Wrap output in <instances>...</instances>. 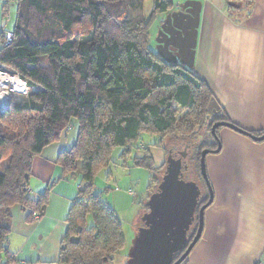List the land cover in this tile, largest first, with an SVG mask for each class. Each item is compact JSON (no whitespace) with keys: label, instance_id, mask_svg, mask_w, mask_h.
I'll list each match as a JSON object with an SVG mask.
<instances>
[{"label":"trees","instance_id":"1","mask_svg":"<svg viewBox=\"0 0 264 264\" xmlns=\"http://www.w3.org/2000/svg\"><path fill=\"white\" fill-rule=\"evenodd\" d=\"M11 1L17 6L13 40L5 45L7 32L0 34V69L18 74L33 91L24 101L13 95L9 110L0 114V161L7 162L0 171V264L16 262L7 243L12 209L20 206L30 223L42 218L49 204L53 187L36 199L31 194L33 160L71 129L77 140L55 163L59 180L79 173L82 186L71 200L69 230L53 264L112 262L126 245L123 226L99 201L95 179L110 166L113 151L122 149V167L131 161L136 167L153 168L152 156H138L140 149H135L143 135L187 145L203 135L205 142L194 147L193 166L187 165L190 178L196 175L203 182L202 153L222 145L219 128L211 132V127L216 121L230 122L229 117L222 109L211 118L210 87L151 47L150 28L158 16L173 10L174 0H153L149 16L145 0H3L5 17ZM225 1L229 15L243 10H248L247 18L252 14L254 0ZM252 134L262 136L264 129ZM203 186L200 207L212 194ZM74 216L85 217L83 227L88 216L94 224L76 236L72 230L80 229L74 227ZM185 251L176 253L174 262ZM190 254L182 264H189Z\"/></svg>","mask_w":264,"mask_h":264},{"label":"crops","instance_id":"2","mask_svg":"<svg viewBox=\"0 0 264 264\" xmlns=\"http://www.w3.org/2000/svg\"><path fill=\"white\" fill-rule=\"evenodd\" d=\"M196 1L201 3L200 25L189 69L213 87L214 98L231 123L257 133L264 129V0H254L252 14L241 22L229 15L225 0ZM174 3V10L181 5L180 0ZM4 17L0 0V34ZM161 20L162 15L157 24ZM180 46L187 47V43L181 40ZM184 50L177 49L179 59L174 62L187 68L183 62L189 56ZM75 137L76 131L71 129L34 159L32 196L36 199L48 187H53L52 194L42 218L33 222H26L28 213L20 206L12 209L7 243L15 254L13 264H53L58 260L72 207L69 199L76 189H71L72 196L58 190L63 182L55 162ZM220 137L221 152L206 158L215 201L205 213L203 234L189 264H264V142L229 129L222 130Z\"/></svg>","mask_w":264,"mask_h":264},{"label":"rangeland","instance_id":"3","mask_svg":"<svg viewBox=\"0 0 264 264\" xmlns=\"http://www.w3.org/2000/svg\"><path fill=\"white\" fill-rule=\"evenodd\" d=\"M185 1H187V0H180V3L184 4ZM189 1L197 4L196 0H189ZM152 3H153V0H145V7H144L145 11L144 12L147 16H149V14L151 12L150 10L152 8ZM178 6H180V5L178 4L177 7ZM228 7H229V5L226 2L225 8H228ZM16 11H17L16 3L14 1L13 2L11 1L9 4V12H8L7 16L4 17L2 32L3 31H6V32H12L13 31V28L15 26ZM172 11L167 12L166 14L163 13L162 14V20L160 21V24H157V20H155L153 23L154 26L152 25L150 28L151 35L156 31V29H158L157 35L155 37L152 36L153 38H151V47L153 48L154 51H156L155 48H157L158 45H161L163 47V49H165L167 47L168 51L171 48L170 45H167L166 42L163 40L162 33H163V35H166L167 37H169L170 32L166 31L162 27V22H163V19H165L166 15L168 13H171ZM236 11H238V10H236ZM244 12H245V14H244ZM236 13H238V12H234L230 15L234 19H238L236 21L241 22V19L246 18V14L248 13V10H246V11L243 10V11L239 12L238 14H236ZM160 31H162V33H160ZM159 38H161V40ZM157 54L162 59H164L165 61H168V62L171 61V60H167L164 57V55H162L160 53H157ZM169 63H173V61L169 62ZM1 70H4V68L1 67ZM210 89H211V87H210ZM211 90L214 91L213 87ZM32 91H33V88L31 87V92ZM13 95H19V94L16 93ZM13 95H12V97H13ZM22 96H23V98H22ZM12 97H11V100H12ZM18 97H19L18 99H20V101H24V100H26L28 95L27 96L21 95ZM215 102H216V100H215ZM10 105H11V102H10ZM217 105L219 106L218 103H217ZM212 108H215L213 101L210 104V106H209L210 110L208 109V111L209 112L212 111L211 110ZM224 129L225 128L220 127L219 133ZM76 140H77V138L75 137L73 145L75 144ZM204 142H205V139H204L203 135H198L197 139L193 140L192 144H188L189 145V152H188L186 165H188L189 167L193 166V163H194L193 162L194 147H196V146H198ZM185 145H187V144L183 143V141L176 142L175 140H173L171 138L163 139L160 141V139L156 135H154L153 133L152 134H146V135L142 136L141 140L136 145L135 149H140L137 153L138 156H143L144 153H149L152 156V158H153L152 161L154 162L153 168L152 167H150V168L147 167V169L144 167L136 168V166H134L131 161H128L126 163V167H122L121 166L122 161L120 160V154L122 152V149L116 148L113 151L112 162H111L110 166L97 174V177L95 179V194L99 197V201L104 203L105 205H107L110 209H112L114 214L121 221L122 226H123V235H124L125 242H126L124 250L121 251L117 256H115V259L112 262L106 261L105 264H127L129 250L131 248L132 241L138 232V227L143 222L144 214L148 213L150 211L149 208L148 209L146 208V205H147L146 203H148V197L150 196L149 188L151 187L152 179L155 181V184H159L160 178H161L160 182L164 181L163 178L165 176V171H166V169L164 168V164L168 163L169 162L168 159H170V157H168V155H167V152L173 151V153H175L177 150H182V149H178V148L184 147ZM160 147H163L166 150L163 148H160ZM212 155L213 154H210L208 156L211 157ZM33 162H34V160H33ZM5 164H7L6 160L0 161V171L4 170V168L6 167ZM144 164L148 165L149 163L147 162ZM168 168H170V166ZM163 170H164V172H163ZM33 172L34 171L32 168V174H30L29 177H32ZM166 175H167V173H166ZM187 175H188V177H187ZM207 176H208V174H207ZM186 177L191 181L199 183V188H200V190H202L201 193L205 194L206 189L204 188L203 185H206V186L208 185V184H206L205 181L202 182L196 175L193 176L191 179L190 178L191 177L190 172L186 174ZM187 178L185 179V181L189 182V180L187 181ZM60 181H62L63 183L60 184V186L58 187V190L61 192H66L67 194L72 196L74 193H73V190H71V189L73 187H75V189H76L75 196L70 198L69 200H72L74 198L76 199L79 188L82 186V179L80 177V174L78 173L73 177H68L67 180H60ZM207 188H208L207 192L209 194V190H211V189L209 186H207ZM68 189H70V190L68 191ZM28 191H29V188H28ZM30 191H31V189H30ZM131 194H134V195H131ZM208 201H207V203H208ZM214 201H215V196L213 198V203H214ZM213 203L207 208V210L213 205ZM74 217H75V221L78 222V225H75L74 227L77 229H80L78 231L72 230V233H76V236L79 233L84 232L82 229L85 230L86 227L91 228L94 224L92 217L88 216L86 219V224H85L86 226L83 227L82 223H80V222H83V224H84L85 217L84 216H83V218H81L80 216H74ZM196 218L198 219V212L196 214ZM0 225H2V222H0ZM68 230H69V227H68L67 231ZM73 237H75V236L73 235ZM77 238L78 237H76L75 239H77ZM263 262H264V257H263Z\"/></svg>","mask_w":264,"mask_h":264},{"label":"water","instance_id":"4","mask_svg":"<svg viewBox=\"0 0 264 264\" xmlns=\"http://www.w3.org/2000/svg\"><path fill=\"white\" fill-rule=\"evenodd\" d=\"M198 2V12L194 14L189 10V21H195L193 27L187 26V33L185 37L191 34L192 44H187V47H179L174 45V49H169V52L176 53L177 49L184 50L187 53V62H183L187 68L193 66V56L197 45L198 28L200 25L201 3ZM192 8V6L190 7ZM193 30V31H192ZM174 34L170 33L169 37ZM169 41V38H168ZM187 43V39H186ZM173 57L174 61H178V52ZM191 55V61H190ZM177 63V62H176ZM215 108L218 107L216 102H213ZM212 110V109H211ZM212 112V111H210ZM225 127L240 135L248 137L255 142H263L264 135L256 137L252 133L239 128L231 122L217 123L215 128ZM222 145L220 144L216 150H205L201 158V172L204 180L210 186V180L207 176L206 158L210 154H218L221 152ZM180 162L176 166L169 168L164 181L159 187V192L150 197L148 208L150 213L143 218L147 228L141 229L132 241L131 248L128 254L127 264H182V262L189 256L194 247L200 241L204 229V213L207 208L213 203L214 195L211 194L210 200L200 209V222L196 236L191 244L186 249L183 256L174 262V255L183 249L187 243V231L191 224L192 218L195 214L198 199L201 195L199 185L194 181L185 182L180 179L181 167ZM212 190V189H211ZM210 190V191H211Z\"/></svg>","mask_w":264,"mask_h":264},{"label":"flooded vegetation","instance_id":"5","mask_svg":"<svg viewBox=\"0 0 264 264\" xmlns=\"http://www.w3.org/2000/svg\"><path fill=\"white\" fill-rule=\"evenodd\" d=\"M186 2H184V4H181L179 7H177L174 11H172L171 13H168L165 17V19H163V22H162V27L174 34L173 37H167L166 35H163L162 31H160V33H162V37L164 38L165 37V42L167 45H170V50L171 49H174V45H177L179 47H182L180 46V42L181 40L185 37L184 33L186 31L187 33V26H190L193 27L195 25V21L193 20V22L189 21L190 19L188 18L189 14V10H191L194 14H196L198 12V4H195V3H192L191 2V5L192 8H190L189 5H186ZM183 29V32H181L180 29ZM193 31V30H192ZM168 38H169V41H168ZM161 40V38H159ZM187 39V44H192V41H191V34L189 35V37H186ZM186 39L184 40V42H186ZM157 46V45H156ZM157 53H160L162 55H164V57L167 59V60H171L169 62H172L177 64L176 62H174V59L173 57L176 56L175 54H177V51L175 53L174 52H170L168 51L167 47L165 49H163V47L161 45H158L157 48ZM180 50V49H179ZM181 51V50H180ZM213 102H215V99L213 98ZM210 110V109H209ZM222 109L220 106H218L217 108H212V112H209L210 113V117L213 119H216V117H218L221 113ZM217 123H221L219 121H216V123L211 127V132L213 131V128L214 126L217 124ZM220 128V127H218ZM218 128H215L216 130ZM222 128H225V127H222ZM225 129H228V128H225ZM230 130V129H229ZM220 134V133H219ZM174 149V148H173ZM178 149H182V150H177L175 153H173V151H166L167 152V155L168 157H170L169 162L168 163H165L164 164V168L166 169L165 171V175L168 171V167L170 166V168H172L173 166H176V163L179 161L180 162V169H181V175H180V179L185 181V179L188 177H186V174L189 173V170H187V157H188V152H189V145H185L184 147H181V148H178ZM188 149V150H187ZM206 150H209L206 148ZM166 166V167H165ZM164 172V170H163ZM165 178V176H164ZM163 178V179H164ZM161 179V178H160ZM160 179H159V184H155V186H152L149 191H150V196L148 197V203H149V200H150V197L154 194H157L160 190H159V187L160 185L162 184V182H160ZM189 179L187 178V181ZM163 181V180H162ZM191 181V180H189ZM186 182V181H185ZM197 185H199V183H197ZM211 187H212V184L210 183ZM201 187V186H200ZM212 190L210 191V193H212L214 196H215V193H214V189L213 187L211 188ZM202 191V190H201ZM205 197L203 196L202 197V193L198 199V204H197V207H196V211H195V214L192 218V221H191V224L188 228V231H187V243L185 244V246L183 247V249H187L188 246L191 244L192 241L189 242V235L192 234V232L194 231V229L196 227L199 226V222H200V203L203 201ZM148 203H146L148 205ZM206 203H204L202 206H204ZM207 211V210H206ZM205 211V213H206ZM198 212V219L196 218V214ZM150 213V211L148 212ZM148 213H145L144 216ZM205 213H204V218H205ZM144 218V217H143ZM144 228H147L145 223H141L138 227V232L137 234L139 233V231L141 229H144ZM193 240V239H192ZM198 244V243H197ZM193 251V250H192ZM129 259H127L128 261Z\"/></svg>","mask_w":264,"mask_h":264},{"label":"built area","instance_id":"6","mask_svg":"<svg viewBox=\"0 0 264 264\" xmlns=\"http://www.w3.org/2000/svg\"><path fill=\"white\" fill-rule=\"evenodd\" d=\"M12 40L13 34L5 33V45L11 43ZM30 92L31 86L21 76L0 69V114H5L9 110L13 94L27 96Z\"/></svg>","mask_w":264,"mask_h":264}]
</instances>
